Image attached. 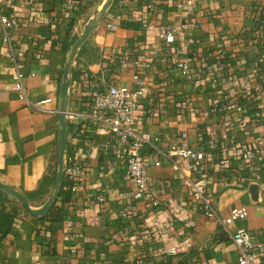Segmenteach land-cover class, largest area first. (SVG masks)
I'll use <instances>...</instances> for the list:
<instances>
[{"label":"crops","instance_id":"1","mask_svg":"<svg viewBox=\"0 0 264 264\" xmlns=\"http://www.w3.org/2000/svg\"><path fill=\"white\" fill-rule=\"evenodd\" d=\"M72 1L74 9L68 11L66 0H0V15L19 19V27L10 30V45L0 42V182L21 192L32 208L53 192V184L40 183L43 176L57 173L64 81L63 159L83 166L80 187L70 190L62 176L61 191L43 215L19 210L17 200L4 193L3 206L14 218L0 233V264H237L230 233L244 228L264 238V188L251 197L253 180L246 164L231 155L229 143L206 153V161L213 162L206 169L207 186L220 218L240 206L247 216L222 228L206 218L177 171L149 145L141 155L157 204L134 198L121 162L112 149L102 147L109 142L112 147L113 137L76 113L87 112L94 90L115 83L134 88L132 74L137 73L143 95L136 125L147 139L157 138L154 145L161 152L180 141L203 145L227 122L237 121L234 105L241 104L243 115L251 117L258 108L253 90L263 79L264 54L257 53L264 46V0H197L181 7L180 0H153L154 9L148 8L150 0H112L75 50L105 0ZM164 25L180 30L176 44L198 71L196 78L179 72L172 46L159 40ZM2 33L0 24V38ZM16 69L25 76L28 101L14 93ZM46 98L50 101L41 104ZM216 100L226 103L218 113L210 111ZM263 134L249 121L246 129L237 130L236 143ZM43 197L31 204L30 198Z\"/></svg>","mask_w":264,"mask_h":264},{"label":"built area","instance_id":"2","mask_svg":"<svg viewBox=\"0 0 264 264\" xmlns=\"http://www.w3.org/2000/svg\"><path fill=\"white\" fill-rule=\"evenodd\" d=\"M197 0H180L177 3L181 6H194ZM31 4L34 0H25ZM66 10L72 11L74 3L72 0H66ZM148 8L154 9L153 0L149 2ZM0 24L3 33L0 42L10 45V30L19 27L18 16L13 14L0 15ZM145 26V23L143 24ZM179 29L171 25H164L158 31V38L161 42L172 46L171 54L175 56L176 66L179 72L185 78H196L198 71L194 70L189 61L182 54L181 48L176 44V36ZM42 37V36H40ZM259 54H264V46L259 49ZM139 61H134L137 66ZM262 81L257 84L253 90L254 99L258 103V108L252 111L251 117L243 115L244 107L241 104L234 105L233 109L239 114L237 121L227 122L226 129H221L219 134H212L206 143L199 147L190 145L187 141H180L170 146L166 151L161 152L154 142L157 138L147 139L141 133L136 125V111L142 97L143 81L137 73L132 74L135 83L134 88H129L126 84H110L103 89H97L91 92L90 104L86 113H76L78 116H86L91 125L103 134L113 137L112 147L105 143L103 149H112L113 155L123 166V177L129 182L132 188V195L136 199H147L153 205L157 204L152 194V180L147 174L146 163L141 155V150L145 145L152 146L156 153L160 152L162 159L169 162L177 171L183 180L184 187L189 196L197 199L206 218L214 219L222 228H226L236 220L244 219L247 216V209L243 206L233 207L224 218H220L213 207V192L207 186L206 169L213 166V162L206 161V153L216 151L223 143H229L233 147L231 155L242 160L246 164L248 177L257 185L258 190L264 188V134L255 141L238 145L237 130L246 129L249 121L253 127H262L264 133V69L261 70ZM200 74V73H199ZM14 81V93L20 98L28 101V91L25 85V76L16 69L12 75ZM50 98L41 101V104L47 103ZM34 107L46 112H55L52 108L32 104ZM226 107V103L216 100L210 105V111L218 113L221 108ZM260 108H263L260 110ZM223 151L224 148H223ZM230 152H226L225 156ZM186 160L187 166L182 165L179 160ZM159 165L158 160L154 161ZM83 166L78 161L66 162L63 159L62 176L70 184L68 188L72 191L77 190L81 183ZM242 182L237 178V183ZM98 201H103L102 196L97 197ZM230 238L237 251V264H264V238H254L251 232L244 228H239L230 233ZM173 253L172 248L167 250Z\"/></svg>","mask_w":264,"mask_h":264},{"label":"water","instance_id":"3","mask_svg":"<svg viewBox=\"0 0 264 264\" xmlns=\"http://www.w3.org/2000/svg\"><path fill=\"white\" fill-rule=\"evenodd\" d=\"M112 0H106L101 11L99 12L97 17H94L93 19L89 20V22L86 24L85 28H84V34L83 36L78 39L75 43V45L73 46V50H75L77 48V46H79V44L85 39V37L87 36V34L89 33V31L93 28V26L96 24V22L98 21V19L103 15L106 7L108 6V4L111 2ZM96 15V14H95ZM67 70H65L64 74L66 75ZM66 87H67V82L64 81V83L62 84L61 87V104H60V108H59V120H60V141H59V147H58V155H57V173L55 175L54 178V182H53V192L49 195V197L47 198V200L38 208H32L26 197L19 191L15 190L14 188L7 186L3 183L0 182V191L11 195L13 197H15L17 199L18 202H20L22 204V206L24 207L25 211L30 214V215H43L47 212V210L49 209V207L51 206L54 197L56 196V191L59 187V183L61 182L62 179V167H63V155H64V150H65V145H66V123L64 121V116H65V102H66ZM257 185L256 184H252L249 187V191L251 194V197L253 199L256 198V192H257Z\"/></svg>","mask_w":264,"mask_h":264},{"label":"trees","instance_id":"4","mask_svg":"<svg viewBox=\"0 0 264 264\" xmlns=\"http://www.w3.org/2000/svg\"><path fill=\"white\" fill-rule=\"evenodd\" d=\"M54 177H55L54 173L51 174L49 177L43 176L41 183H40V186H42V185L52 186L53 181H54ZM61 185H62V182L59 184L58 193L61 191V188H62ZM4 195L5 194L3 192H0V198H1L0 199V233L5 232L8 229V227L12 223V219L14 218V214H10V213L5 211L3 204L6 200L4 202L2 200V198L5 197ZM18 203H19L20 207L23 209V211L25 212V209L22 206V204L20 202H18Z\"/></svg>","mask_w":264,"mask_h":264},{"label":"rangeland","instance_id":"5","mask_svg":"<svg viewBox=\"0 0 264 264\" xmlns=\"http://www.w3.org/2000/svg\"><path fill=\"white\" fill-rule=\"evenodd\" d=\"M106 1V0H105ZM95 14H96V11L93 13V16H92V18L91 19H93L94 17H95ZM90 19V20H91ZM89 22V21H88ZM1 192V191H0ZM5 197H3L2 198V200H3V202L6 200V196L7 195H4ZM11 198H15V197H11ZM46 198V197H45ZM44 197L41 199V200H36V199H32V198H30V201H31V204H37L38 203V201H42L43 199H45ZM1 199V198H0ZM15 200H17L16 198H15ZM17 208H19V210H23L21 207H20V205H19V203L17 202Z\"/></svg>","mask_w":264,"mask_h":264},{"label":"bare ground","instance_id":"6","mask_svg":"<svg viewBox=\"0 0 264 264\" xmlns=\"http://www.w3.org/2000/svg\"><path fill=\"white\" fill-rule=\"evenodd\" d=\"M104 3V2H103ZM102 7V6H101ZM98 16V14L95 16V17H97Z\"/></svg>","mask_w":264,"mask_h":264}]
</instances>
